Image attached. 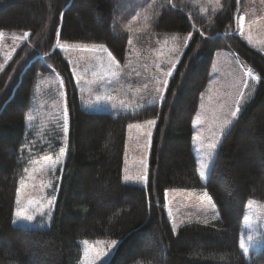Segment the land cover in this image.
<instances>
[{
	"label": "trees",
	"instance_id": "1",
	"mask_svg": "<svg viewBox=\"0 0 264 264\" xmlns=\"http://www.w3.org/2000/svg\"><path fill=\"white\" fill-rule=\"evenodd\" d=\"M118 4L0 0V31L30 32L29 41L0 72V242L5 243H0V264H79L81 242L96 239L118 243L108 264H264V246L247 259L239 245L247 202L264 201V55L234 33L239 1L222 0L220 9L209 8L206 14L201 6L210 0L160 1L150 12L147 31L192 33L162 103L118 115L88 112L81 106L67 60L53 47L58 39L103 45L123 62L132 37L124 20L131 13H116ZM219 49L233 50L260 81L223 135L202 183L192 121ZM38 54L44 59H36L22 75ZM54 70L64 81L70 132L53 216L45 227L16 226L18 189L29 161L58 150L54 121L49 117L44 127V114L34 112L37 90ZM150 119L157 125L148 184L126 183L128 125ZM237 162H246L251 178ZM171 189H205L218 217L173 228L165 210V193Z\"/></svg>",
	"mask_w": 264,
	"mask_h": 264
},
{
	"label": "rangeland",
	"instance_id": "2",
	"mask_svg": "<svg viewBox=\"0 0 264 264\" xmlns=\"http://www.w3.org/2000/svg\"><path fill=\"white\" fill-rule=\"evenodd\" d=\"M160 1L163 0H119L116 13L119 14L121 11L131 13L124 20V26L132 33L140 32L132 35L130 50L123 65H118L108 50L101 45L68 44L56 41V46L68 59L70 68L77 78L80 94L87 108L94 106L96 110L126 113L159 101L171 78L166 73L169 71L173 73L178 63L176 60L181 57L192 38V33H151L147 31L150 12L160 5ZM167 1L172 3V0H165L166 3ZM192 3L196 7L197 2ZM221 5L222 0H211L210 5L201 7L206 14L210 12L209 8L218 10ZM27 12L32 14L30 9ZM234 30L241 35L245 33L250 40L247 42L264 54V0H241V9L238 7L235 16ZM28 37L29 33L0 32V72L20 46L27 42ZM38 55L43 56L44 59V55ZM110 76H116L114 80L116 84L112 87L113 93L108 89L111 86L107 81ZM164 81L168 83L165 85ZM259 81L260 78L242 62L233 50L219 49L216 51L209 81L200 95L192 121V145L202 182L208 179L223 134L235 120L231 113L238 107L242 109ZM59 83L61 84L62 81L56 72L46 75L37 90V104L35 105V111L44 112V127L49 117L54 121L52 135L57 138L59 150L54 155L43 156L40 153L29 161L27 171L20 181L18 193L20 203L16 205L14 216L16 226L45 227L52 220V210L61 177V164L66 151L67 135L65 133L68 134L69 131V115L64 108L66 98L63 88L62 90L59 88ZM100 83H102L101 86L103 85L102 88L98 86ZM52 107L54 111H50ZM40 126L36 127L37 133L41 131ZM141 128L144 130L142 137L136 135L137 129H130L131 138L126 145L124 156V180H127L128 169L133 162L141 172L134 180L137 182L145 180L148 159L146 142L150 140L151 126L143 123ZM249 139L246 138L245 142L247 143ZM130 157H133L134 161ZM236 165L246 173L247 177L251 178L246 162H237ZM257 168L256 171H259V167ZM21 184L24 186L21 187ZM167 199L170 218L172 222L176 220L175 224L186 221L202 222L218 214L215 204L206 191L171 189L167 193ZM250 201H256V204L249 206ZM196 204H202L199 212L192 208ZM28 216L32 219H27ZM245 216H250L251 219L245 220ZM241 242L244 248H241ZM81 244L84 254L80 264H104L113 254L118 243L113 239H96L83 240ZM239 244L246 258H249L253 251L263 248L264 201L250 199L247 202ZM7 247L9 248L10 245Z\"/></svg>",
	"mask_w": 264,
	"mask_h": 264
},
{
	"label": "snow or ice",
	"instance_id": "3",
	"mask_svg": "<svg viewBox=\"0 0 264 264\" xmlns=\"http://www.w3.org/2000/svg\"><path fill=\"white\" fill-rule=\"evenodd\" d=\"M173 67H174V66H173ZM166 75L171 76V75H172L171 71H169L168 73H166ZM167 83H168V81H164V84H165V85H166ZM239 111H240V109H239V107H238V108L236 109V111H233V112L231 113V115H232L233 117H236V116L238 115ZM149 123H150V124H155V121H149ZM225 123H227V121H226ZM129 127H132V125H129ZM65 131H67V127H65ZM149 135H151V134L149 133ZM212 147H215V145H212ZM25 171H27V169H25ZM201 175H203V173H201ZM126 179H129V178L126 177ZM23 186H24V185L21 184V187H23ZM19 203H20V201H19V199H17V204H19ZM254 204H256V201H250V202H249V206H252V205H254ZM27 219L31 220L32 217H31V216H28ZM249 219H251L250 216H245V220H249ZM113 243H115V242H113ZM241 248H244V244H243V242H241ZM245 251H247L246 248H245Z\"/></svg>",
	"mask_w": 264,
	"mask_h": 264
},
{
	"label": "bare ground",
	"instance_id": "4",
	"mask_svg": "<svg viewBox=\"0 0 264 264\" xmlns=\"http://www.w3.org/2000/svg\"><path fill=\"white\" fill-rule=\"evenodd\" d=\"M69 5H70V4H69ZM69 5H68V6H69Z\"/></svg>",
	"mask_w": 264,
	"mask_h": 264
}]
</instances>
